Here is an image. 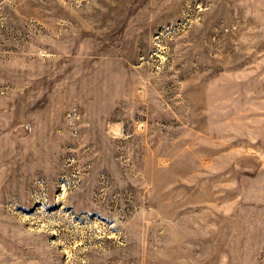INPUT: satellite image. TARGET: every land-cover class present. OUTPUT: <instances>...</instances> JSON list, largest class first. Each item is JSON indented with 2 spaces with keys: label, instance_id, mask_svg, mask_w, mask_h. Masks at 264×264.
I'll return each instance as SVG.
<instances>
[{
  "label": "rangeland",
  "instance_id": "rangeland-1",
  "mask_svg": "<svg viewBox=\"0 0 264 264\" xmlns=\"http://www.w3.org/2000/svg\"><path fill=\"white\" fill-rule=\"evenodd\" d=\"M0 264H264V0H0Z\"/></svg>",
  "mask_w": 264,
  "mask_h": 264
}]
</instances>
